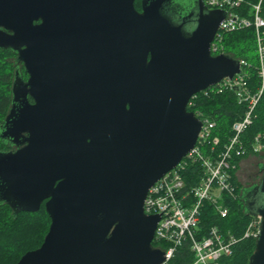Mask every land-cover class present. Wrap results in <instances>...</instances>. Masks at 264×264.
I'll return each instance as SVG.
<instances>
[{
    "label": "water",
    "instance_id": "1",
    "mask_svg": "<svg viewBox=\"0 0 264 264\" xmlns=\"http://www.w3.org/2000/svg\"><path fill=\"white\" fill-rule=\"evenodd\" d=\"M126 1L123 33L109 38L103 55L76 41L77 33L70 37L55 14L27 24L25 0H16V25L0 24L13 32L0 29V49L15 51L30 76H16L1 138L58 148L0 153L1 200L32 212L47 200L51 219L43 244L16 264L165 261L153 247L160 216L145 213V200L197 144L202 121L188 110L192 97L241 69L230 56L211 54L222 11L201 2L198 25L186 36L161 14L167 0H144L143 14ZM244 201L263 219L249 264H264V173Z\"/></svg>",
    "mask_w": 264,
    "mask_h": 264
},
{
    "label": "built area",
    "instance_id": "2",
    "mask_svg": "<svg viewBox=\"0 0 264 264\" xmlns=\"http://www.w3.org/2000/svg\"><path fill=\"white\" fill-rule=\"evenodd\" d=\"M209 10L224 13L219 31L211 45L212 56L227 55L224 39L227 34L252 29L257 46V67L259 86L254 88L249 83L250 64L239 59L240 73L233 78H225L209 91L231 92L240 104L247 109L242 118L232 125L233 135L228 144L219 153L204 155L202 149L212 141L216 122L201 112H194L202 121V129L195 148L183 159L178 167L149 190L144 209L147 215H159L155 239L165 244V261L170 264L176 258L183 259L185 264H222L223 259L233 254L234 246L242 239H255L261 233L262 217L252 216L242 236L235 235L230 229L223 230L219 226L210 227L206 233L200 229L202 210L210 204L220 218L228 217L230 208L226 204V195L234 194L231 171L236 169L234 159L245 154L241 136L253 122V111L264 94V16L262 14L264 0L248 2L247 0H204ZM229 56V55H228ZM199 94L192 97L189 106H194ZM219 139L213 140L217 146ZM251 151L256 154L264 152V132L257 135L252 143ZM198 164L201 173L188 180L185 172L189 165ZM189 257L190 260L186 261Z\"/></svg>",
    "mask_w": 264,
    "mask_h": 264
},
{
    "label": "trees",
    "instance_id": "3",
    "mask_svg": "<svg viewBox=\"0 0 264 264\" xmlns=\"http://www.w3.org/2000/svg\"><path fill=\"white\" fill-rule=\"evenodd\" d=\"M255 2L257 0H247ZM264 16V7L263 12ZM226 54L239 60H247L250 64L249 83L257 88L259 86L258 76L255 72L257 67V46L255 35L252 29L241 30L227 34L224 39ZM13 54L0 49V126L4 123L12 102V86L15 78V67ZM194 106L188 108L191 112H201L204 116L210 117L216 122V128L212 134L210 144L202 149L204 155L211 152L219 153L228 144L232 132V125L239 121L245 114L247 106L240 104L235 95L231 92L217 93L209 91L207 95L200 93L195 100ZM264 132V94L253 111V122L241 136V143L246 150L241 157L235 158L236 169L231 171L234 194L226 195V204L230 213L226 218H220L210 204H205L202 210V221L200 229L206 233L212 226H219L223 230L230 229L235 235L242 236L252 215L246 209L242 198L243 188L237 182L235 173L241 161L249 155H258L251 151L255 137ZM219 139L217 146L213 140ZM5 141L0 136V146ZM264 165H262L263 170ZM201 173L198 164L189 165L185 172V178L195 179ZM264 173V172H263ZM260 182V181H259ZM258 185V184H257ZM256 186V185H255ZM7 208H0V264H16L23 255L29 251L38 249L44 242L51 219L45 212L34 215H24L18 218L10 217ZM165 244L153 242V247L165 248ZM255 239H242L234 246L233 254L223 259L222 264H249L251 255L255 251ZM190 260L189 257L185 259ZM183 259L176 258L170 264H185Z\"/></svg>",
    "mask_w": 264,
    "mask_h": 264
},
{
    "label": "flooded vegetation",
    "instance_id": "4",
    "mask_svg": "<svg viewBox=\"0 0 264 264\" xmlns=\"http://www.w3.org/2000/svg\"><path fill=\"white\" fill-rule=\"evenodd\" d=\"M201 2H204V0H167L162 4L160 12L170 22V24L181 27L183 33L186 36H190L198 25L201 13ZM23 6L26 10L25 22L27 24L32 23L34 26H39L43 24L45 19L47 20L52 14H55L57 18L56 21H58V23L67 24L66 27H63V30L66 33H70L68 34L70 37H72L74 33H77L78 36L75 39L76 41L80 40L82 42L91 43L90 46L94 48L95 55H103L106 51L104 48L106 47L109 38L111 39L114 34L115 37H118L123 33V24H125L129 17L128 2H125V0H25ZM134 8L138 14H143L144 0H135ZM16 21V0H0V24H7L10 27L16 25ZM0 29L8 34H13V32L6 30L3 27H0ZM27 39L35 40L33 37H28ZM58 39L64 40L65 36L63 37L61 35ZM67 43H70V41ZM6 51L13 54L12 60L15 67L14 81L16 76H19L24 82H28L30 76L26 71L24 63L19 60L18 54L12 49H7ZM62 54L71 55L70 52L67 53L65 51H62L59 55ZM28 99L30 104L35 103V100L32 97H29ZM12 107L13 94L11 108ZM3 126L4 123L0 126V136ZM24 135L26 137L29 136L28 133H25ZM3 140L5 141V144L4 146H0V153H15L18 150L29 148L28 144L16 145L12 143L11 140ZM29 149L58 148L47 144L44 146L42 145L41 147L31 146ZM33 185L34 184L31 183L29 186L30 193ZM1 186L2 181L0 179V197ZM251 188H243L241 195L243 199L246 196L247 191ZM16 194L18 199L23 197L25 200L27 199V191H20L16 189ZM46 204L47 200H43L37 211H22L21 205H24V203H21V205L18 204L16 206H10L0 198V208H7L9 216L14 218L24 215L39 214L41 212L47 213ZM25 206L27 207V205ZM29 206L32 207L31 204H29Z\"/></svg>",
    "mask_w": 264,
    "mask_h": 264
},
{
    "label": "rangeland",
    "instance_id": "5",
    "mask_svg": "<svg viewBox=\"0 0 264 264\" xmlns=\"http://www.w3.org/2000/svg\"><path fill=\"white\" fill-rule=\"evenodd\" d=\"M262 165H264V152L258 155H249L241 161L235 178L242 188H251L260 183L259 181L263 177Z\"/></svg>",
    "mask_w": 264,
    "mask_h": 264
}]
</instances>
